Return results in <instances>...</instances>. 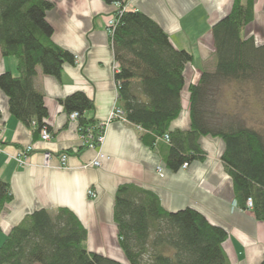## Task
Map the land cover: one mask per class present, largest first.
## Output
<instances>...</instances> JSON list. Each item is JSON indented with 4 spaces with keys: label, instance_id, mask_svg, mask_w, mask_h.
<instances>
[{
    "label": "trees",
    "instance_id": "1",
    "mask_svg": "<svg viewBox=\"0 0 264 264\" xmlns=\"http://www.w3.org/2000/svg\"><path fill=\"white\" fill-rule=\"evenodd\" d=\"M53 7L48 0H0V48L3 56L16 58L18 70L17 75L0 74V89L8 97L10 113L36 135L43 129L52 132L45 97L35 84L39 70L60 78L64 65L76 61L54 41L47 19ZM252 16L249 5L236 0L231 13L213 27L216 70L205 72L198 85L189 87V130L171 126L183 111L184 72L193 55L175 48L160 25L140 11L116 16L111 43L121 66L115 77L119 106L128 122L145 131L142 140L155 145L168 135L165 162L177 172L185 164L206 159L202 137L221 138L225 144L221 159L233 180L237 207L248 211L251 200L252 214L264 222V131L223 121L213 99L220 82L264 84V46L243 38ZM62 104L69 114L79 113L81 135L94 127L93 137L99 136L96 122L84 116L93 110L92 100L75 93ZM12 200L10 184L0 177V216ZM115 222L128 264H232L224 248L229 238L224 228L193 208L167 211L151 191L120 186ZM87 242V229L71 210H36L7 235L0 230V264H122L90 252Z\"/></svg>",
    "mask_w": 264,
    "mask_h": 264
},
{
    "label": "crops",
    "instance_id": "2",
    "mask_svg": "<svg viewBox=\"0 0 264 264\" xmlns=\"http://www.w3.org/2000/svg\"><path fill=\"white\" fill-rule=\"evenodd\" d=\"M54 4L47 19L54 28V41L72 53L74 64L64 65L60 78L40 70L36 88L45 97L47 123L52 139L43 141L32 127L10 113L9 100L0 89V177L10 184L13 200L0 216V230L7 235L27 215L46 209L71 210L86 227L90 252L128 264L120 248L115 222L116 193L122 185H133L155 193L167 211L193 208L208 220L224 228L229 238L224 245L232 264H260L264 259V222L251 211L234 205L233 180L222 163L225 144L221 138L200 139L207 157L194 161L177 172L165 162L169 146L142 140L145 131L126 121H113L106 128L100 148H86L80 123L70 119L62 101L83 93L93 101L92 111L84 114L96 125L106 121L119 106V92L113 65L114 51L109 23L120 4L126 11H140L166 32L177 49L193 55L184 72L183 111L171 129L189 130V87L198 85L205 72L216 70L213 27L231 13L236 0H48ZM252 10V20L243 38H253L264 46V0H242ZM18 74L17 60L5 57L0 48V74ZM33 151L26 165L17 158L26 147ZM103 152L102 167L87 165ZM51 158L45 165V154ZM67 163L61 167V158ZM45 163V164H44ZM163 167L164 176L158 173ZM89 190L96 197L89 196Z\"/></svg>",
    "mask_w": 264,
    "mask_h": 264
},
{
    "label": "rangeland",
    "instance_id": "3",
    "mask_svg": "<svg viewBox=\"0 0 264 264\" xmlns=\"http://www.w3.org/2000/svg\"><path fill=\"white\" fill-rule=\"evenodd\" d=\"M213 99L223 121L235 120L248 127L264 131V84L220 82Z\"/></svg>",
    "mask_w": 264,
    "mask_h": 264
},
{
    "label": "built area",
    "instance_id": "4",
    "mask_svg": "<svg viewBox=\"0 0 264 264\" xmlns=\"http://www.w3.org/2000/svg\"><path fill=\"white\" fill-rule=\"evenodd\" d=\"M118 7H119V10H118L116 16L122 15L123 12L126 11L125 8H123L120 4H118ZM116 16L109 23V32H110L111 36L113 35L115 27L118 23ZM120 71H121V66L117 61H115L114 65H113V72L115 74V77H116V74L120 73ZM117 87H118V84H117ZM0 112H1V109H0ZM70 119L74 122H78L79 113L74 112V113L70 114ZM113 121H123V122L127 121L126 114L120 106H117L113 109V111L109 115V118L106 121H103V122H101L95 126V128L98 127L101 130V133L99 134V136L97 138L93 137L94 127L89 129V133L87 135L81 136L83 144L89 149L100 148L105 141L106 128ZM41 139L43 141H50L52 139V134L47 129H43L41 131ZM160 140L169 143L170 137L168 135H166L165 137H163ZM32 151H33L32 146L26 147L25 150L22 151L17 158L18 164L21 166L26 165L27 161H28V157ZM50 158H51L50 153H46L45 154V163L46 164L49 163ZM106 158H107V156L103 152H99L97 159H95L90 164H88L87 167H89V166L102 167L103 161ZM66 163H67V156L64 155L61 158V167H65ZM187 167H188V164H185L182 168H187ZM157 170L159 171L161 177H163L164 176L163 167L159 166ZM88 194L91 197H96V193L93 190H89ZM234 205L237 206V203L235 202ZM252 208H253V202L251 200H249L248 210H251Z\"/></svg>",
    "mask_w": 264,
    "mask_h": 264
}]
</instances>
